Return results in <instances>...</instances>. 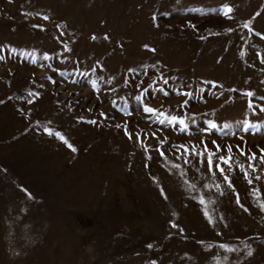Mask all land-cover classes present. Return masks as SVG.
Segmentation results:
<instances>
[{
    "label": "rangeland",
    "instance_id": "rangeland-1",
    "mask_svg": "<svg viewBox=\"0 0 264 264\" xmlns=\"http://www.w3.org/2000/svg\"><path fill=\"white\" fill-rule=\"evenodd\" d=\"M262 37L264 0H0V264H264ZM142 93L196 123L159 124L136 101ZM208 120L223 131H201ZM244 120L259 130L243 131ZM212 140L218 155L232 147L231 171L221 167L235 191L206 157L185 163L173 147L215 151Z\"/></svg>",
    "mask_w": 264,
    "mask_h": 264
},
{
    "label": "snow or ice",
    "instance_id": "snow-or-ice-1",
    "mask_svg": "<svg viewBox=\"0 0 264 264\" xmlns=\"http://www.w3.org/2000/svg\"><path fill=\"white\" fill-rule=\"evenodd\" d=\"M222 11H224L225 16H228V14L232 12V8L229 5L225 4L223 6ZM27 15H30V14H27ZM257 15H259V13H257ZM152 18H153V20H155L156 19V15L154 14ZM228 18L231 19L230 16H228ZM43 19L44 20H48L49 17L48 16H44ZM250 23L251 22H246L244 24V27L248 28L249 31H252ZM191 26L193 28L195 27V25H191ZM33 27H41V30H43L42 26H40V25H33ZM229 31H231V29H229ZM257 35H260V33H257ZM201 38H203V37H201ZM262 39H264V37H262ZM144 47L147 48L148 46L145 45ZM151 51H155V49H151ZM45 59H48L47 54H45ZM262 62H264V61H262ZM129 71H134V69H129ZM61 74L63 75V73H61ZM168 83H169V79L168 78H163V84L167 85ZM211 83H215V82H211ZM92 84H93V87H95L96 86V81H92ZM136 87L139 88V87H141V85L137 84ZM147 91H148L147 88H145L143 90L144 93H147ZM161 91H163V89H161ZM31 94L32 93H30V95ZM164 94L167 95V92H165ZM182 94L185 95L186 97H190L192 95V93L188 92V91H185ZM142 95H143V93L141 95H137L135 97V99H136V101L138 103H143L142 99H141ZM246 95L248 97H252L253 96V92L252 91H248L246 93ZM260 99H264V97H260ZM29 102H31V101H29ZM188 102L189 101L187 99H185L183 101V104L186 105V104H188ZM0 103H3V101H0ZM248 108H250V109L253 108V104H252L251 100H249V102H248ZM143 111L145 113L152 114V116L156 119V121L159 124H161V125H163L165 123H167L168 125L173 126V127L176 126V125H179V131L180 132H188V130L190 128V123L191 124H195L196 123L195 119H193L189 123V122L186 121L185 117H183V116H177V115L169 116L164 111H161V110L153 108V107H149L147 105V103H143ZM260 111L264 112V106L260 107ZM253 113L255 114V110L254 109H253ZM127 114L130 115V113H127ZM100 115L104 116L105 114L103 112H101ZM81 119H83V118H81ZM88 123L96 124V120H90V121H88ZM116 127L120 128L121 125L117 124ZM242 127H243V131H245V132L249 131L250 129L252 131H258L259 130V128H258V126L256 124L250 123L248 120H244ZM229 128H230V125H228V124L224 125V129H229ZM213 129H217V130L223 131V129H218L217 123L213 122L212 120H208L207 121V127L206 128H202L201 131L208 132V131L213 130ZM44 132L48 133L49 136L53 135L52 130L50 128H48V127H44ZM124 133L129 139H132V134L128 131L126 125L124 126ZM152 135L155 136V133H152ZM55 136L58 139H60L61 141H63V143L66 144L73 152H75L77 150L72 144L69 143V141L65 138V136L62 135L60 132H58V131L55 132ZM241 139H243V137H241ZM136 140L144 148V151L147 152L148 148H147L146 145H144L143 141L140 139V134L139 133L136 134ZM159 143L163 144L164 141H160ZM201 143L203 144V141H201ZM211 143L214 146L215 151L209 150L206 144L204 145L203 150H198L196 147H192L191 150H189L187 145H178V146L177 145H173V147H176L177 151H179L181 148L184 149V153L183 154L185 156V163H189L190 162L186 158L189 154H191L192 156H199L200 159H201V162H203L205 157H206V170L208 172H213V167L218 169L220 175L223 176L224 181L227 182L228 188L229 189H233V191H235V189L233 187V184H232L231 180L229 179V176L226 174V169L221 167V164L228 165L227 171H231L232 147L231 146H227V155H218V153L222 151L221 146L218 145L215 140H212ZM236 147L239 150L240 155H245L244 150L242 148H240L239 145H237ZM156 151L159 152V155L161 157H164L165 153L160 150L159 145L157 146ZM260 151H261V155H260L259 159H260L261 162H264V149H261ZM147 158L151 159V156H148ZM256 158H257L256 153H251V155H249L247 157L248 168L252 169L253 172H255L257 170L256 169V165L253 163V161ZM214 160L217 161V162H215V164H214ZM145 166H147V165H145ZM238 166L240 168V171L244 174V178L247 180L248 184L251 185L253 181H252V179L249 178V173L245 170L243 165H238ZM174 167L177 170H180L181 175L185 174L184 170L181 168L180 165L176 164V165H174ZM215 175H216L215 172H213V179H215ZM256 179H259V177H256ZM185 183H187V181H185ZM191 187L193 189H195L196 185L193 184V185H191ZM203 187L210 188V187H212V185L211 184H205V185H203ZM215 187H216L217 191L220 192L221 195H223V192L221 191V186L219 184H216ZM23 191H25V193L28 195L29 199L32 198L31 194L27 193L26 189H24ZM163 194H164L163 193V189H161V195H163ZM251 194L253 195L254 198H257L258 195H259V190L256 189V188H253L251 190ZM236 203H237V205L243 207V205L241 204L239 195L236 196ZM199 204L201 206H206V200H205V198L203 196L199 197ZM258 206L260 207L261 211H264V203H259ZM244 210L247 211V209H244ZM204 216L208 219V223L209 224H215L216 221L209 214V212L207 211L206 207H205V211H204ZM221 219H223V217H221ZM172 226L176 227L177 225L173 224ZM180 231H183V229H180ZM217 235H219V233H217ZM201 243H203V242L201 241ZM147 247L149 249H151L153 247V245L149 244V245H147ZM208 247L211 248L212 246L208 245ZM218 247L220 249H222L226 253H231V252H235L236 251V249L234 247H232L231 245H229L227 243H221V244L218 245ZM246 255L249 256V257L252 256L253 255V250L251 248H248ZM224 259L227 260V257L225 256ZM216 261H217V264H221L219 257H216ZM149 264H158V262H157V260L153 259V260H151L149 262Z\"/></svg>",
    "mask_w": 264,
    "mask_h": 264
}]
</instances>
